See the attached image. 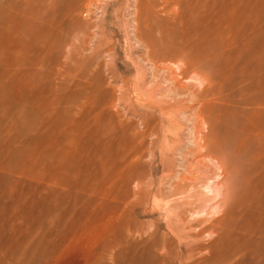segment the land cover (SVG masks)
<instances>
[{
    "label": "rangeland",
    "instance_id": "rangeland-1",
    "mask_svg": "<svg viewBox=\"0 0 264 264\" xmlns=\"http://www.w3.org/2000/svg\"><path fill=\"white\" fill-rule=\"evenodd\" d=\"M194 57L206 67L196 73L264 90V0H0V264L204 263L208 250L179 251L209 239L184 224L197 212L210 222L222 197L190 185H210L226 159L225 183L239 170L245 187L248 157L233 144L242 134L230 131L264 128V106L226 117V93L206 97L204 125L165 82ZM191 71L174 75L187 94L202 87ZM206 133L226 148L201 141ZM251 179L260 183L240 186L242 222L229 221L213 249L222 264H264V171Z\"/></svg>",
    "mask_w": 264,
    "mask_h": 264
},
{
    "label": "bare ground",
    "instance_id": "bare-ground-1",
    "mask_svg": "<svg viewBox=\"0 0 264 264\" xmlns=\"http://www.w3.org/2000/svg\"><path fill=\"white\" fill-rule=\"evenodd\" d=\"M177 2V1H176ZM177 4V3H176ZM186 22V21H185ZM263 24V23H262ZM183 33V32H182ZM216 34V33H215ZM209 38V37H208ZM184 39V38H183ZM204 40V39H203ZM249 41V40H248ZM184 42V41H183ZM250 42V41H249ZM186 43V42H185ZM190 43V42H189ZM221 43V42H220ZM181 44V43H180ZM192 44V43H191ZM194 44V43H193ZM182 45H184L183 43H182ZM186 45V44H185ZM183 46V53L184 52H186V50L189 48L187 45L186 46ZM194 47V46H193ZM232 47V46H231ZM233 48H235V45H234V47ZM190 49H191V47H190ZM193 49V48H192ZM189 51V50H188ZM228 52H229V49H228ZM230 52H231V50H230ZM223 54V53H222ZM230 54V53H229ZM229 54H227V55H229ZM260 55H261V53H260ZM192 56V55H191ZM230 57V56H229ZM229 57H228V59H229ZM173 58H175V57H173ZM195 58V60H193V59H186L185 61H184V63H183V67H179V66H175V68L176 69H174V70H177V71H175L176 73V75L175 74H173V72H168V69H167V72H166V77H165V82H167V83H169V85H170V92L171 93H173L174 94V96H176V97H179V98H181L182 96H188V98L190 99L189 101L190 102H194L195 103V106H194V111L196 112L195 114L197 115V117L198 118H200V119H202V121H203V123H204V125H206L207 127H209L211 124V122H210V120H209V117L211 116V114H212V107L211 106H208V105H206V103L203 101L204 99L203 98H206V97H211V98H214V99H218L219 97H221L220 96V94H224V93H226V95H225V98H224V100L226 101L225 103H226V105H224L225 107H226V112H228V113H224L223 111H221L222 113H224L225 115H226V117H227V115H231L232 114V112L233 111H235V110H239L240 111V114H241V117H244V118H246V117H253L254 116V109H255V107L256 108H259V106L261 105V106H264V99H262V100H259L258 99V96H257V94L258 93H262L264 90H263V87H261V89H262V91H261V89L260 88H254V86H253V88L251 87V86H249L248 85V83H245L246 82V80H247V78H244L245 76L242 74V72L245 74V72L244 71H240L241 72V74H242V76H244L243 78L244 79H242V80H240V81H237L235 84H230V83H227V84H224V80H219L218 78H215L214 76H212V75H207V74H205V75H201L200 73H196V71H195V69H193V68H198V69H203V68H206V67H203V66H200L199 64H198V62L197 61H199V60H197L196 59V57H194ZM238 58V57H237ZM253 58H255V57H253ZM258 58H259V56H258ZM258 58H256V59H258ZM255 59V62L257 63V61L259 60H256ZM165 60V59H164ZM197 60V61H196ZM251 61H253V60H251ZM260 62V61H259ZM237 63V62H236ZM253 63H254V61H253ZM262 62H260V64H261ZM252 63L250 62V65H251ZM258 64V63H257ZM175 65V64H174ZM180 65V64H179ZM233 65H235V64H233ZM231 66V65H230ZM247 66V65H246ZM258 66V65H257ZM261 66H262V64H261ZM250 67V66H249ZM255 67V66H254ZM260 67V66H259ZM171 68V67H170ZM159 69V68H158ZM190 69H192V73L194 72V73H196V75L197 76H199V78H197V79H199L200 80V82H201V89L200 90H198V91H196V92H193V93H190V94H187L185 91H183L182 90V88H180L179 86H178V84H179V82H178V80L176 79V77H174V75L175 76H179V77H181V79L184 77V76H186L187 75V72L190 70ZM242 69V68H241ZM170 70H172V69H170ZM230 70H232V69H230ZM250 70H251V72L253 71L252 69H251V67H250ZM218 71V70H217ZM221 71V70H220ZM223 71H225V70H223ZM245 71H247V70H245ZM230 72V71H229ZM259 72H260V70H259ZM232 73V72H231ZM256 72L254 71V73L253 74H255ZM262 73V72H261ZM260 73V74H261ZM224 74H226L225 72H224ZM228 74V73H227ZM226 74V75H227ZM230 74V73H229ZM251 74V76L253 75L252 73H250ZM231 75V74H230ZM238 76V75H237ZM223 77V76H222ZM226 77V76H225ZM221 78V77H220ZM241 78V77H240ZM253 78V77H252ZM256 78V77H255ZM258 78V77H257ZM216 79H218V81L216 80ZM223 79V78H222ZM225 79V78H224ZM259 79H260V77L257 79V81L261 84V82H263L264 81V77H263V79L261 80V82L259 81ZM213 80H215V83L213 84ZM226 80V79H225ZM230 79H228L227 80V82L229 81ZM237 80V79H236ZM251 80V79H250ZM257 81H256V83L255 84H257ZM226 82V81H225ZM249 82H251V81H249ZM164 83V82H163ZM223 83V84H222ZM258 83V86L260 85ZM254 84V85H255ZM264 84V83H263ZM263 84H261L260 86H262ZM200 85V84H199ZM198 85V86H199ZM257 86V85H256ZM175 97V98H176ZM172 99V98H171ZM182 103V100L181 99H178V100H176L174 103H173V105H180ZM209 104V103H208ZM183 106V105H182ZM225 107H222V108H225ZM229 107L231 108L232 107V109L231 110H229ZM214 109H216V108H214ZM262 109V108H261ZM260 109V110H261ZM223 110V109H222ZM225 110V109H224ZM259 110V111H260ZM219 112H220V109H219ZM221 113V115H223ZM217 115H219L218 113H217ZM220 115V116H221ZM255 117V116H254ZM211 118V117H210ZM222 118H223V116H222ZM226 119V118H225ZM253 122V121H252ZM210 124V125H209ZM211 128H209L208 130H210ZM230 129V128H229ZM211 131H212V129H211ZM210 131V132H211ZM228 131H230V130H228L227 129V135H229L230 133L228 132ZM232 131H236V132H241L240 134H242V136L240 135V137H238L239 139H237V141H234V145L236 146V148H237V150H236V148H235V150L238 152V155L239 154H241V158L243 159V158H245V157H243V155L242 154H244V156H247L248 158H247V165H246V169L244 170V172H243V177L242 178H245L243 181H241L240 180V182H242V183H244V185H245V187H246V185L247 184H249V182H254V180H256V179H254V180H252L251 178H252V176L256 173V172H258L259 170H263L264 171V161L262 160V158L264 159V128H233V129H231V131L230 132H232ZM209 133V132H208ZM206 133V134H202L201 135V141H203L204 143H206V144H210L211 142L212 143H214L215 141V137L214 138H212L213 136H210L211 134H213V132L212 133ZM229 133V134H228ZM252 133H254V134H256V136L257 137H259V141H258V138H257V144H260L259 146H258V148L256 147V148H254L253 147V145H252V143H251V145H252V147L254 148V149H257V150H255V152L253 151L254 149L252 148V154L251 153H249L248 152V150L249 149H251V147H249V143H250V137H251V134ZM216 136H218V135H216ZM252 136H254V135H252ZM217 138V137H216ZM255 140H256V138H255ZM197 141V140H196ZM254 141V140H253ZM229 142V141H228ZM232 143V142H231ZM256 143L254 144V146H256ZM206 144L204 145L203 144V146H202V151H204L203 152V155H204V157H207V158H209V162H211V160H216L215 159V157H213V152H212V149L210 150V149H208V147H206ZM230 144V143H229ZM225 145H226V143L223 145V144H219V142H215V144H213L212 146H213V148L215 149V150H220V151H222V149H225L226 147H225ZM232 145V144H231ZM250 145V146H251ZM227 146H228V144H227ZM234 146V147H235ZM234 149V148H233ZM224 151V150H223ZM235 151V152H236ZM250 151V150H249ZM234 152V151H233ZM248 152V153H247ZM234 154H237V153H234ZM202 155V156H203ZM231 155H233V154H231ZM234 156V155H233ZM233 156H232V159H233ZM237 155H235V157H236ZM254 156H257V158L256 159H254L255 157ZM229 157V156H228ZM239 157V156H238ZM238 157H236V159L238 158ZM254 157V158H253ZM260 157H262L261 159H260ZM229 159V158H228ZM254 160V161H253ZM255 160H259V161H263V162H259L258 161V163H255ZM218 161V160H217ZM239 162H240V160H238ZM224 162V163H223ZM253 162L256 164H254L253 165ZM217 163H220L219 164V170L221 171V174L219 175V176H216L215 177V181H213V182H211V183H209L210 185H208V184H205V178H196L195 180H192V185H190V187H192V188H194L193 190H197L198 188H201L202 189V192H203V190L205 191V192H210L211 194L214 192L213 191V189L211 188V186H214L215 187V194H213V195H215V197L214 198H217V197H222L220 200H217V202H215V205H217L216 207H213V208H211L212 209V218H211V221L210 222H208L207 224H206V219H205V217H206V214H204V219H200L199 218V216H198V212L197 213H193L192 215L193 216H195V218H193V220L191 221V222H188L187 224H186V222H185V226H188V225H190V226H195L194 227V234H193V236L192 237H194V238H199V237H202V236H204V235H206L207 234V236L209 237V239L207 240L208 242H207V244H204V243H195V242H189V243H184V244H181V246L179 247L180 248V250L179 251H181V253L182 252H185V251H201V250H208V255L207 256H204V257H201V258H199V262H206V261H212V262H214L213 264H222L218 259L219 258H217V257H214V255H213V249H215L216 250V247H218L219 248V246H218V242L219 241H221V236L223 235V232H224V230L225 229H227L228 227V225H227V223H229V221H232V223L233 222H235V219L234 218H236L237 220H238V218L240 217V215L243 213H245L244 212V209H245V203H246V200H244V197H245V193H243L244 191L246 192V190H242V184L240 185L239 183H237L236 181H237V179H238V177H239V175L241 176L242 175V173L241 172H238L239 173V175H237V179H234L235 177H236V174H238V173H236V171H239V170H236L235 171V175L234 176H232V179L230 178V181L228 182V183H225V181L226 180H224V178H226L225 176H227V174H226V171L228 170V161L225 159V161L224 160H220V162L218 161V162H216V164ZM251 165H250V164ZM260 163V164H259ZM244 164V163H243ZM215 165V164H214ZM209 167V166H208ZM218 167V166H217ZM206 169H207V167H205ZM204 168V166H203V169H205ZM241 170V169H240ZM243 171V170H242ZM228 172V171H227ZM205 173V172H204ZM233 174H234V171L232 172ZM241 173V174H240ZM260 173V172H259ZM258 173V174H259ZM231 175L232 174H230V177H231ZM257 175V174H256ZM263 175V174H262ZM259 176H261V175H259ZM255 178H257V177H255ZM259 178V177H258ZM257 178V179H258ZM252 180V181H251ZM260 180H262V179H260ZM264 180V179H263ZM262 180V182L264 183V181ZM227 182V181H226ZM239 182V181H238ZM256 182V181H255ZM255 182H254V185H255ZM261 182V183H262ZM257 183V182H256ZM258 183H260V182H258ZM257 183V184H258ZM262 183V184H263ZM252 183H250V185H251ZM253 184H252V187L254 186ZM260 185V184H259ZM240 186H242V187H240ZM261 187H262V185H260ZM245 187H243V188H245ZM250 187V186H249ZM260 187V188H261ZM264 187V186H263ZM186 188H188V185L187 184H182V185H178L176 188H174V192H178L179 194H181V193H183L185 190H186ZM246 188H248V187H246ZM256 188V187H255ZM226 190H231V192H230V195L228 196V197H226L225 198V195H226ZM263 190V189H262ZM249 191H251V190H249ZM172 192V191H171ZM252 192V191H251ZM247 193V192H246ZM252 193H254V192H252ZM179 194H177V195H179ZM258 194V193H257ZM255 195V194H254ZM139 196V195H138ZM206 196V195H205ZM250 197V199L249 200H253V198L251 197V196H249ZM255 197L257 198V195H255ZM264 197V196H263ZM212 198V197H211ZM210 198V199H211ZM224 198V199H223ZM252 198V199H251ZM256 198H254V201H255V199ZM213 199V198H212ZM247 199V198H246ZM206 200V199H205ZM214 200V199H213ZM216 200V199H215ZM249 200H247L248 201V203H249ZM264 200V199H263ZM220 201H222V202H220ZM245 202V203H244ZM252 203V202H251ZM247 204V203H246ZM261 204H263V202L261 203ZM255 205V203L253 204V206ZM259 205V204H258ZM251 206V205H250ZM253 206H252V208H253ZM256 206V205H255ZM209 208V207H208ZM209 208V209H210ZM256 208H258V207H256ZM209 209H208V211H209ZM260 210H264L263 208L262 209H260ZM248 212V211H247ZM256 212V211H255ZM259 212H260V214H261V211H258V214H259ZM264 212V211H263ZM203 213V212H202ZM209 214V213H208ZM207 214V215H208ZM211 214V213H210ZM258 214H256L257 216H258ZM202 216H203V214H202ZM243 216V215H242ZM262 216V215H261ZM264 216V215H263ZM209 217V216H208ZM207 217V221L209 220V218ZM250 217V216H249ZM252 217V216H251ZM256 219H257V217H256ZM255 219V220H256ZM258 219H260V216H259V218ZM257 219V220H258ZM262 219V218H261ZM243 220V219H242ZM242 220L241 221H239V224H240V222H242ZM245 220V219H244ZM254 220V221H255ZM264 220V219H263ZM185 221V220H184ZM246 221V220H245ZM250 221H251V219H250ZM261 221V220H260ZM252 222V221H251ZM258 222V221H257ZM236 223V222H235ZM248 223V222H247ZM252 224H253V222H252ZM264 224V223H263ZM257 225H259V223L257 224ZM235 226V225H234ZM233 226V227H234ZM248 226V225H247ZM249 226H250V224H249ZM264 226V225H263ZM183 227V226H182ZM239 227V226H238ZM258 227V226H257ZM262 227V226H261ZM192 229V228H191ZM235 229H236V227H235ZM242 229H243V227H242ZM245 229V228H244ZM248 229V228H247ZM243 231H246V230H243ZM261 231V230H260ZM254 232V231H253ZM252 234V233H251ZM259 234H260V232H259ZM226 236H228V234L226 233L225 234ZM248 235V234H247ZM249 237V236H248ZM252 237V236H251ZM226 238V237H225ZM260 238V237H259ZM249 239V238H248ZM251 239V238H250ZM196 241V240H195ZM247 241V240H246ZM248 242H249V240H248ZM261 243H263L262 241H261ZM219 245H221V244H219ZM227 249V248H226ZM264 251V250H263ZM215 254V253H214ZM217 254V253H216ZM232 255V254H231ZM223 260V259H222ZM220 262V263H219ZM204 263H202V264H204ZM208 263V262H207ZM230 263V262H229ZM196 264V263H195ZM199 264V263H198ZM201 264V263H200ZM224 264V263H223ZM225 264H226V262H225ZM230 264H233V263H230Z\"/></svg>",
    "mask_w": 264,
    "mask_h": 264
}]
</instances>
